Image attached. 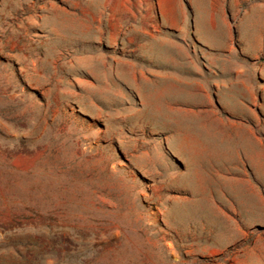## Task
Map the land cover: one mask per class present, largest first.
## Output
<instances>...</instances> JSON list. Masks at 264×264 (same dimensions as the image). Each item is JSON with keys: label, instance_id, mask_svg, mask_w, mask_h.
<instances>
[{"label": "rangeland", "instance_id": "rangeland-1", "mask_svg": "<svg viewBox=\"0 0 264 264\" xmlns=\"http://www.w3.org/2000/svg\"><path fill=\"white\" fill-rule=\"evenodd\" d=\"M257 4L0 0V264H264V177L194 136L240 130L150 90L196 21Z\"/></svg>", "mask_w": 264, "mask_h": 264}, {"label": "crops", "instance_id": "crops-1", "mask_svg": "<svg viewBox=\"0 0 264 264\" xmlns=\"http://www.w3.org/2000/svg\"><path fill=\"white\" fill-rule=\"evenodd\" d=\"M251 9V13L248 7L241 10L238 18L210 15L196 21L195 34L205 49L185 52L183 64L191 66L190 71L170 73L150 90L155 98L170 95L179 103L197 106L193 112L196 121L208 115L216 127L222 124L240 130L237 142L226 140L218 128L199 127L194 136L204 138L207 146L203 152L217 164L232 159L255 163L251 166L264 177V140L258 133L264 124V61H259L264 57V4ZM230 183L237 187L232 192L238 200L247 203L256 198L248 182Z\"/></svg>", "mask_w": 264, "mask_h": 264}]
</instances>
